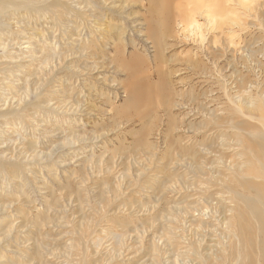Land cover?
<instances>
[{"label":"rangeland","instance_id":"1","mask_svg":"<svg viewBox=\"0 0 264 264\" xmlns=\"http://www.w3.org/2000/svg\"><path fill=\"white\" fill-rule=\"evenodd\" d=\"M63 1L73 12L52 28L57 68L50 74L49 65L36 63L20 70L16 89L5 95L11 98L25 78L36 79L28 88L31 101L39 93L49 110L28 112L20 121L27 131L0 141L5 155L21 153L27 172L23 182L13 178L9 188L0 186V207L8 200L0 209V263L202 264L213 251L209 264H235L230 246L239 242L227 234L240 231L225 228L221 215L197 223L195 211L207 210L206 198L212 207L219 204V188L212 175L197 173L198 159L190 161L191 151L181 154L179 143L200 147L206 169L211 160L229 161L232 149L221 148L223 139H242L234 124L242 122L237 103L229 99L244 93L252 97L249 123L263 124L264 0H217L226 11L216 14L215 24L202 18L209 0H179V6L171 0L169 25L163 22L166 8L156 4L165 0ZM149 6L158 14L150 15ZM47 17L33 25L46 37L47 26L53 27ZM194 18L198 30L186 31ZM124 61L143 66L155 89L171 87V114L162 105L140 120L119 114L130 103ZM193 178L196 187L208 182L211 189H190ZM231 185L228 192L245 195ZM169 230L176 235L171 241Z\"/></svg>","mask_w":264,"mask_h":264},{"label":"bare ground","instance_id":"2","mask_svg":"<svg viewBox=\"0 0 264 264\" xmlns=\"http://www.w3.org/2000/svg\"><path fill=\"white\" fill-rule=\"evenodd\" d=\"M153 1L155 0H151V2ZM172 1L165 0L164 3L156 2V4L161 8H166L164 10L165 15L163 19L165 20L163 22H165L166 25L170 24V18L173 15L171 13L168 14V8H170V6L167 7L168 2L171 3ZM218 1L209 0V2L206 4L207 11L205 13V16H201L205 22H209L210 24L214 23L215 20H217L216 14L226 11L224 8H221V2ZM66 2L67 1L63 0H0V141L2 137H5L8 133H15L18 135V137H21L19 131H27L26 125H22L20 121L22 119L30 117V114H28V112L38 109L41 110L42 113H47V111L49 110L45 108V104L49 101L46 100L45 102H43L42 100H40L41 95L39 96V93L36 94V102L31 101L30 94L28 93V88L32 86L31 83H35L36 79L31 81L25 78L23 87L21 84H18V88L20 90H16L11 98L6 97L5 95L6 93L12 94V92L10 91L16 89L15 84H17V82H19L20 80L15 79V74L20 73V70H24V72H26L25 70L28 67L34 69L33 66L36 63L45 64V66L49 65L48 67H45V70L47 71V69L49 68V71H51L50 74H53L54 69L57 68L58 60L56 61L55 58H57L58 56L56 55V53L59 42L57 41L58 38L54 36L56 34L55 31L52 30V28H55V26H57V20L62 19L64 16L73 12V9H71ZM179 4L180 3L178 0L176 5L179 6ZM214 9L218 13H216ZM153 12L156 15L158 14L154 7L149 6L148 13L152 15ZM178 12L179 11L177 10V13ZM76 13L77 12H75V14ZM46 16H49L47 17L48 20L53 21V27L48 28L47 26V37L45 36V33L47 32L46 30H41L39 28V30L36 32V28L34 27H37L38 22L44 20ZM194 20L185 27L186 31L194 28L195 30H198L199 24L196 22V20ZM148 21L149 20H147V22ZM203 26L205 25L203 24ZM172 31L169 33L170 35L173 34ZM181 33L183 32L181 31ZM31 34L35 35V37H31ZM177 35H179V33L176 34V36ZM77 36L80 35L77 34ZM34 38L37 40V43L34 42ZM72 42L73 41H71V43ZM199 44H202V42ZM202 48L203 47H200V50H202ZM29 61H32V63L27 64V62ZM120 66L123 69V72L126 73V80L123 85L126 90V94H128V99L131 103L130 104L128 101L125 102L124 108H121L119 111L120 115L126 118L128 114L129 116H134L135 118L137 117V119L139 118V120L142 118L144 119V117L149 116L152 110H154L158 105H162V107H160L163 108L168 113V115L171 114L170 107L173 106V91L171 87L167 88L169 85L167 87L164 86L163 91L161 89H155V83H152L151 77L145 74L146 72L143 66L139 65L136 67H129L127 64H125V61L122 62ZM139 71L142 73L141 75H138ZM192 98L193 97H191V99ZM229 102L237 103L234 109L240 114V118L242 119L241 123H234L236 129L241 133L242 139L239 138L237 140H234L225 138L221 143L222 149L224 148L226 151L232 149L230 154L231 156L228 157L229 161L223 163L220 161L218 162V160H211V163L207 162L208 169H206L203 166V163H201V161H205V159L200 156V147L198 149H194L193 147L186 148L184 146L182 147L181 143H179V148L181 149V151L179 152L181 154H187V151H191L194 155L190 156L192 157L190 161L198 159V161L196 160V162L200 164L198 166L197 173L204 175V177L205 175H208V177L212 175L209 178L211 181H213L211 182L212 185H216L219 188V193L218 191L216 192L213 189V191H215L220 196V199L216 197L219 201V204H215L217 205L216 207L213 204L214 207H212L209 205V202L211 201L209 200L210 197L206 198L207 200L204 199L206 201L204 203H206L207 206H203V208H208L204 211H202L201 209V211L196 210L195 213L198 212L196 216L197 220H194H196L197 223L199 222L200 224H203V222H207V220H212L214 216L216 217V215H221V218H223V226L225 228L235 227L234 229L240 231V235H238L239 232L235 230L234 231L236 232V234H227L228 239H237V241L239 242L238 245L237 242H235V244H231L230 246L231 251L234 253L232 257L235 260V264H264V119L263 124L259 128H255L252 125L253 123H249V119L247 117H249L248 114L251 113V108L253 106H251L252 97L246 93H244L240 97L229 99ZM194 104H196L197 107H200V103L197 98ZM210 119L211 116L208 120ZM214 121L218 122V119ZM171 125L172 124H170V126ZM28 126H34V124H29ZM206 138L207 137H205V139ZM173 143L174 145H176L175 142ZM213 145L215 148V143ZM209 147H211V144ZM170 149H172L171 146ZM208 150H210V148H208ZM4 152L5 151L0 150V186H5L6 189L8 187L7 180L10 181L11 179L15 178V180H22L23 182L26 179V167L24 170V165L22 163L23 156L21 157V153L14 154L13 151L10 156H7L8 153L5 155ZM202 152L204 156L205 154L207 155L208 151L204 148ZM209 157L212 158V156ZM211 165L213 167H210ZM213 168L215 169V172H213ZM205 170H208L209 172L207 173V171ZM196 182H198V180L195 178H193L192 181L189 182L190 189L195 190V187L202 192L211 189L207 186L210 184L208 182L200 183L202 188L196 187ZM232 182L234 184H237L245 192V195L236 193L234 190H230L228 192L227 189L231 188ZM185 185L184 187H188L187 185L189 184H187L186 186ZM5 192H7V190ZM1 194L5 193L2 192ZM6 202H8V200L1 201L3 206H1L0 209L3 208V212L4 210H6ZM204 203L202 202L201 205H203ZM201 205L198 206L201 207ZM186 208L189 209L188 206ZM184 210L185 214L187 210ZM170 233L171 231L169 230L165 234L170 235ZM175 237L176 235L171 234L169 237L170 241ZM170 241L168 243H170ZM96 245L100 246L101 244H99L98 242ZM236 246L239 247L238 250ZM193 249H196V247L193 246ZM212 252L213 251L205 253V255L203 256L202 264L210 263H208V259L212 258ZM122 253L123 251L120 252L121 256ZM197 257H199V255L194 252L193 258ZM2 258L4 259V256ZM2 258L0 257V260ZM174 260H176V258H174ZM3 262L5 261L2 260V263L0 264H3Z\"/></svg>","mask_w":264,"mask_h":264}]
</instances>
